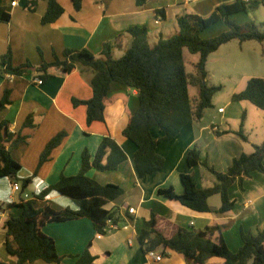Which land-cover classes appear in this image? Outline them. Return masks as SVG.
<instances>
[{
  "label": "crops",
  "instance_id": "obj_1",
  "mask_svg": "<svg viewBox=\"0 0 264 264\" xmlns=\"http://www.w3.org/2000/svg\"><path fill=\"white\" fill-rule=\"evenodd\" d=\"M30 1H37L34 11L28 8ZM30 1L18 0V6L12 7L13 0H0V8L10 14L8 23L0 22V57L11 52L14 66L26 63L33 66L22 76L0 73V100L6 91L10 92L11 99V104L0 112V125L7 123L10 133L15 134L23 130L29 116L34 118L36 124L35 130L23 131L30 135L28 143L11 150L12 157L22 166L19 178H31L32 183L25 189L19 182L21 189L15 191L11 179L0 178V261L15 264L5 248L4 226L10 217L20 216L21 209L7 208V205L34 199L35 194L56 184L62 175L76 176L81 169L83 152L87 150L93 159L107 136L112 137L124 150L127 160L116 171L92 169L88 176L103 186L116 185L123 190L120 198L106 206L107 210H119L117 229L108 230L106 236H100L89 219L47 224L43 231L55 240L63 264H77L78 257L88 247L95 257L94 264H187L182 254L171 250L158 248L155 251L162 256L161 261L150 259L143 251L139 237L145 229V222L153 214L158 229L167 238L174 237L180 230L205 231L208 227L219 226L221 236L234 253L242 246V232L257 235L264 231V173L254 172L242 184L239 180L233 184L229 195L235 208L224 215L196 212L158 194L160 189L173 188L176 194L182 195V174L191 176L199 188L213 187L216 179L210 169L226 173L236 158L254 150L256 144L240 139L236 134L239 130H222L214 123L209 125L205 123L204 115L200 121L185 126L173 141L159 144L157 153L164 158L165 165L162 170L142 178L134 162L137 148L123 135L139 107L137 90L113 84L106 100L105 121L88 125L86 106L75 105L74 101L92 99L93 74L79 69L69 74L50 70L49 73L54 75L45 81L37 70L43 63L53 62L55 55L61 56L67 49L88 50L99 58L104 45L109 42L118 43L113 57L116 53L122 57L131 46L127 31L136 26L147 29L149 43L154 46L161 37L168 38L178 33V16L187 13L208 17L219 6L230 5L237 0H190L189 3L183 0H144L142 5H138L137 0H82L79 11L75 10L72 0H59L65 12L55 23L48 25L41 22L47 3L43 0ZM158 11L165 12L164 19L157 15ZM251 14L239 12L233 18L243 25L252 20ZM211 28L201 35L203 39H211L227 31L222 27L220 32L217 30L213 33ZM232 42L210 55L207 63L208 84L211 80L210 62L222 60L218 54L224 52L223 49L231 46ZM245 43H242V50ZM231 54L233 57L236 55L233 51ZM250 77L247 74L241 77L235 88L237 92L246 87ZM38 79L43 81L41 85L37 83ZM244 102L237 106L239 111H252ZM220 109H223L220 113H224V108ZM241 123L244 124L242 117ZM61 132L66 133V138L53 151L50 160L39 167L40 156L47 144ZM152 132L155 139H161L162 133L158 128ZM193 149L199 152L200 163L190 167L187 157ZM208 204L212 210H218L221 197H211ZM45 206L56 211L78 209L71 199L55 192L49 199L37 202L38 208ZM130 209H134L135 213L130 214ZM214 238H219V234ZM34 264L48 263L38 261ZM206 264L226 262L222 258H212Z\"/></svg>",
  "mask_w": 264,
  "mask_h": 264
},
{
  "label": "trees",
  "instance_id": "obj_2",
  "mask_svg": "<svg viewBox=\"0 0 264 264\" xmlns=\"http://www.w3.org/2000/svg\"><path fill=\"white\" fill-rule=\"evenodd\" d=\"M47 10L41 22L43 25L55 23L65 10L59 0H43ZM74 8L79 11L82 0H72ZM144 0H137L142 5ZM37 1H30L28 8L34 11ZM261 6L264 0H237L230 5L219 6L210 16L183 14L177 17L178 33L164 38L152 46L149 43L148 31L145 27H132L127 31L131 38V46L120 58L113 53L117 42L104 45L102 54L96 58L88 50H65L61 56L55 55L51 63H43L37 70L42 80L54 75L69 74L76 69L93 74L91 87L92 99L75 105L84 104L87 109V123L104 122L106 100L115 83L137 90L139 107L130 118L123 135L137 148L134 162L140 177L153 175L163 169L165 160L157 153L161 142L173 141L185 126L200 121L207 109L213 107L212 100L221 87L210 86L207 82V63L211 54L222 46L238 41L241 44L250 41L264 43V23L254 21L239 25L233 16L239 12L250 14ZM157 15L164 19L165 12ZM10 14L0 8V22L8 23ZM225 23L227 31L212 39H203L201 35L209 28ZM198 54L199 61L194 66V74H188L185 51ZM4 68V69H3ZM33 66L26 63L14 66L12 54L8 52L0 57V73L22 76ZM197 88L198 94L192 96L190 88ZM234 103L249 102L260 110H264V78H251L246 87L232 96ZM11 104L10 92L6 91L0 100V112ZM245 116L243 117V119ZM162 133L161 139H155L153 129ZM34 118L29 116L18 133H10L7 123L0 125V178H9L14 183H22L27 188L32 179H20L22 166L12 157L11 150L28 143L30 135L24 130H35ZM227 134V133H224ZM243 141L247 137L242 131L236 133ZM66 133L57 134L46 146L40 156L39 167L50 160L55 149L64 139ZM253 152L236 158L226 173L210 169L216 179L213 187L199 188L194 179L182 174L181 182L184 193L178 195L173 188L160 189L158 194L176 200L183 206L200 213H216L224 215L235 208L229 190L239 180L242 184L254 172L264 173V142L253 146ZM190 167L198 166L199 152L196 149L188 153ZM127 160L124 150L110 137L100 143L95 157L85 150L82 154L81 169L76 176H61L60 180L43 189L34 199L19 204H8L7 208H20L18 217H10L5 226V248L15 264H34L42 261L48 264H63V257L58 254L56 242L47 236L43 229L50 223H65L80 219H89L96 234L106 236L110 225H118L119 210H107L106 206L123 195V190L116 185L103 186L88 176L90 170L100 172L116 171ZM58 193L71 199L77 210L70 208L56 211L50 206L37 207V202L50 198ZM219 195L221 207L212 210L208 200ZM221 227H208L205 231L180 230L174 237L167 238L158 229V223L152 215L145 222L139 241L147 254L158 248L182 254L187 264H206L212 258H222L226 264H264V231L257 235L242 232V246L238 252H232L223 237ZM219 234V238L214 235ZM95 257L88 247L78 257L77 264H94ZM0 264H8L0 261Z\"/></svg>",
  "mask_w": 264,
  "mask_h": 264
},
{
  "label": "rangeland",
  "instance_id": "obj_3",
  "mask_svg": "<svg viewBox=\"0 0 264 264\" xmlns=\"http://www.w3.org/2000/svg\"><path fill=\"white\" fill-rule=\"evenodd\" d=\"M251 17L258 24L264 23V7L258 8L251 14ZM222 27L227 29L224 23H220L213 26L210 31L216 33L218 30L220 32ZM230 45L223 49L224 52L218 54L222 60H212L210 62L211 80H209V85L220 86L221 90L216 93L212 100L213 107L206 110L205 123L209 125L214 123L220 126L222 130L226 129L236 132L242 129L248 141L251 140L256 145H260L264 142V110L256 108L249 102H244L252 111L247 110L246 112L242 110L241 113L237 108L241 103H234L232 96L237 93L235 88L243 75L247 74L251 76L250 78H264V43L257 41L246 42L243 50L241 49L242 44L238 41H234ZM232 51L236 54L234 57L231 54ZM116 54L115 58H120V55ZM185 56L187 72L190 75L194 74V66L199 61V55L191 54L186 50ZM196 58H198V61ZM189 91L194 96L198 90L191 87ZM221 107L224 108V113L219 112ZM244 116L245 118L243 119ZM241 117L244 124L241 123Z\"/></svg>",
  "mask_w": 264,
  "mask_h": 264
},
{
  "label": "built area",
  "instance_id": "obj_4",
  "mask_svg": "<svg viewBox=\"0 0 264 264\" xmlns=\"http://www.w3.org/2000/svg\"><path fill=\"white\" fill-rule=\"evenodd\" d=\"M27 1H30V0H27ZM183 1H184L185 3H189V2H190V0H183ZM16 6H18V0H13V2H12V7H16ZM37 83H38L39 85H41V84L43 83V81L40 80V79H38V80H37ZM219 112H223V109H220ZM13 188H14L15 191H19V190L21 189V186H20L19 183H14ZM129 213H130V214H134V213H135V210H134V209H130V210H129ZM116 229H117V226H116V225H110V227H109V231H110V230L113 231V230H116ZM147 256H148L150 259L154 260V261H161V260H162V256H161V255H158L155 251H150V252H148V253H147Z\"/></svg>",
  "mask_w": 264,
  "mask_h": 264
}]
</instances>
